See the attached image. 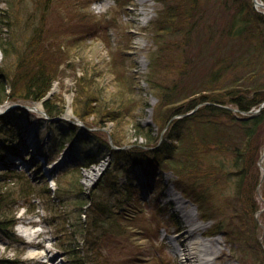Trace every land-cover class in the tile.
I'll return each mask as SVG.
<instances>
[{
	"label": "rangeland",
	"instance_id": "374dc122",
	"mask_svg": "<svg viewBox=\"0 0 264 264\" xmlns=\"http://www.w3.org/2000/svg\"><path fill=\"white\" fill-rule=\"evenodd\" d=\"M11 1L12 6H8V0H0V37L8 42L11 53L6 58L0 49V76L10 84L19 70H38L40 67L56 79L42 101L10 98L0 105L3 122L18 124V133L26 143L22 155L13 154L9 147L5 153L6 163L14 164L24 174L29 190H33L18 200L13 227L15 238L0 235V257L11 259L12 264H74L78 259H82L83 264H178L180 254L161 245L160 240L166 237L171 241L173 236V242L179 245L187 239L185 230L194 228L198 222L205 225L208 235L202 234L203 229L196 235L202 236L201 240H216L219 244L215 246H220L217 256L223 252L216 264H264V204L259 185H255L256 172L253 168L246 169L240 193L229 179L237 171L231 165L233 155L213 153L210 141H206L207 145L200 142L202 152L197 170L192 171L194 181L180 178L171 171L168 163L155 165L148 175L143 171L145 182L137 204L141 206L118 205L120 208L115 212L107 213L115 220L123 219L121 224L116 222L118 230L112 229L114 222L107 223L106 220L101 225L99 221L106 219V215H97L100 218L97 221L89 214L90 205L79 202L75 177L68 171L75 167L68 147L58 154L48 151L50 121L61 119L72 120L77 125V120H81L91 132L109 140L115 149L142 146L151 150L145 138L132 135V123L137 119L144 127H154V135L163 140L170 122L180 114L169 116L170 109L160 106L152 83L158 79L167 83L182 78L187 87L196 81L188 75L179 77L178 70L188 54H196L194 60L198 59L201 42L197 40L194 46L183 47L179 41L182 35L179 19L175 31L165 32L172 26L164 17L166 9L178 5L184 9L186 0H149L145 3L139 0ZM200 1L199 9L192 15L194 21L199 22V29H203L201 22L208 23L215 18L217 23H222L228 18V13H219L218 9L224 12V7L217 5L215 0ZM102 2L106 3L102 5ZM254 6L264 12V8L255 2ZM153 55L157 62L152 68ZM208 68L200 62L195 64L194 71L200 77L197 80L207 79ZM259 79H264V74ZM211 84L202 89L209 95L222 96L223 86L230 83ZM22 85L24 80L19 86ZM94 88L101 91L100 102L94 100ZM46 99L57 109L65 105L62 115L51 118L44 107ZM105 108L115 112L112 116L115 119L105 114ZM93 109H100L101 114ZM168 109V120L159 129L161 122L156 116L161 110L166 112ZM68 110L73 115L70 116ZM84 110L87 124L78 116ZM103 113L109 119H104ZM100 118L104 119L103 124ZM192 133L195 139L197 133ZM112 134L122 141L121 145L115 144L113 138L110 140ZM188 140L185 139L183 145L190 147ZM111 156L81 170V187L85 192H91L97 186ZM259 165L263 171V156ZM92 168H99L100 174L89 181L87 172ZM240 170L245 172V165ZM188 183L200 191L205 187L210 192L211 219H204L193 200L182 193L180 185ZM180 206H185V211L193 210L182 230L179 221L185 218L181 217ZM137 209L145 212L136 217L137 220L128 221L137 215ZM149 216L151 231L146 235L139 227ZM155 229L158 236L151 234ZM36 231L42 233L36 236ZM41 240L43 245L31 244Z\"/></svg>",
	"mask_w": 264,
	"mask_h": 264
},
{
	"label": "trees",
	"instance_id": "16d2710c",
	"mask_svg": "<svg viewBox=\"0 0 264 264\" xmlns=\"http://www.w3.org/2000/svg\"><path fill=\"white\" fill-rule=\"evenodd\" d=\"M48 1V3H53L52 0ZM215 2L224 7V12L218 9L219 13H228L229 16L222 23H217L215 18L208 23L201 22L203 29H199V22L194 21L192 16L193 12L199 9L200 0H186L183 2L186 5L184 9L180 5L169 6L166 9L164 17L170 20L169 24L172 26L168 27L165 32L175 31L174 29L180 24L178 26L176 24V20L179 19L181 21L180 34H182L179 41L182 42L183 47L189 45L192 47L196 43L194 41L197 40L201 43L197 53L198 59L194 60L196 54H188L178 70L179 77L188 75V77L196 78L193 84L189 83L187 88L183 85L187 83L183 82L182 78L181 81L173 79L167 83L158 79L152 83V88L156 89L155 93L159 97L160 106L170 109L169 116L172 113L180 114V117L170 122L163 140L160 141L159 137L154 135V127L150 125L144 127L138 119L132 123V135L145 138L152 147L151 150L147 151L142 146L115 149L109 140L101 139L87 126H79L62 119L50 121L51 135L47 143L48 151L58 154L68 147L69 155L73 158V165H75L68 171L72 173V177H75V185L79 190V202L90 205L89 214H92L97 221L100 220L98 216L106 215V219L99 221L101 225H104L102 221L106 220L107 223L114 222L112 229L118 230L116 222L121 224L123 219L115 220L113 215L110 216L107 213L115 212L119 206L126 205L127 208L133 205L141 206L137 204L140 203V189L145 182L142 178L143 171L145 175H148L155 165L168 163L171 171L180 178L194 181L192 171L197 170L199 153L202 152L199 145L200 142L202 145H207L206 141L212 144L210 151L213 153L221 156L225 153L230 157L233 155L231 165L237 171L234 174L230 173L233 176L229 179L235 183L239 192L241 188L243 189L246 169H254L257 175L255 185H259L264 204V177L259 165L264 153V106L260 112L250 113L264 102V79H259L264 74V12L254 6L253 0H215ZM8 6H12L11 0H8ZM202 30L204 32H201ZM0 49L6 58L10 56L8 42L1 37ZM152 57L153 68L157 60L155 55ZM190 57H192L191 61ZM198 62L209 66L206 73L208 77H203H207L206 80H197L200 77L196 76L194 66ZM189 64L192 65L188 66ZM233 66L235 69H232ZM17 74L10 84L5 83L4 76H0V105L10 98L42 101L50 92L56 79L51 76L50 72L40 67L38 70H19ZM6 77L9 79L7 75ZM23 80L24 85L19 86ZM211 83L230 84L227 87L223 86L224 95L214 94L213 96L202 89V87L212 85ZM94 90V100L98 99L97 102H100L101 91L95 88ZM43 103L46 112L51 117L62 115L64 112L65 105L57 109L48 99ZM199 103L202 105L197 107ZM169 109L166 112L161 110L157 114V120L161 122L159 129L168 120ZM93 110L96 111L95 113L98 112V115L101 114L100 109ZM192 110L194 111L189 113ZM114 113L105 108V114H109L110 118L115 119L112 117ZM116 113L118 114V111ZM84 114H86L85 110L78 116L85 122ZM103 117L108 118L104 116V113ZM3 118L4 115L0 116V235L14 239L13 227L16 222L18 200L23 196L26 197L33 190H29L24 174H21L14 164L10 166L6 163L5 153L9 147L13 149V154L22 155L21 152H25L26 143L22 142V134L18 133L19 125L13 121L3 122ZM104 119L100 118L101 124ZM193 131L197 133L195 139L191 136ZM112 138L115 144L121 145L122 141L115 134H112ZM187 138L191 144L190 147L183 145ZM171 142L175 144L172 145ZM106 156H111L110 164L99 179L97 186L91 192H85L81 187V170L101 163L107 158ZM183 157L186 161H182ZM244 165L245 172L240 170ZM188 184L180 185L182 193L193 200L204 219H211L213 206L209 203L210 192L205 187L200 191L196 186ZM137 210V215L134 218H127L128 221L137 220L136 217L145 212ZM151 220L150 216L143 219L144 225L139 227L141 229L137 227L139 231L148 235L151 231L148 226L151 225ZM240 229L239 227L238 232L241 235ZM151 234L159 235L157 229ZM83 262L82 259H78L74 264H83ZM12 263L11 259L0 257V264Z\"/></svg>",
	"mask_w": 264,
	"mask_h": 264
},
{
	"label": "bare ground",
	"instance_id": "6f19581e",
	"mask_svg": "<svg viewBox=\"0 0 264 264\" xmlns=\"http://www.w3.org/2000/svg\"><path fill=\"white\" fill-rule=\"evenodd\" d=\"M141 3H145L149 0H139ZM106 2H102V5H104ZM40 111L44 112L43 109L40 108ZM68 114L71 116L72 111L68 110ZM97 174H99V168H92L87 172V175L89 176V181H92L95 179V177L97 176ZM184 209L185 206H180L179 210L181 211V217H184L185 220H183V218H181V220L179 221L180 224V230L186 228V219L189 218V216H191L193 214V210H187L185 211ZM205 225L202 223H196V226L194 228L191 229H187L185 230L184 233H186L187 235V239H185L186 241L184 242V240H182L179 245L177 243H175V241L173 242V236L172 240H168L166 237H163V239L160 240V244L165 246V247H170L172 248V250L177 253L180 254V261L178 264H216V260L217 258L220 257V255L223 254V252H221V254L219 256H217L216 254L220 251V246L215 244H219L218 242H216V240H209L207 238L201 240L202 236L196 235V232L199 230H202V234L203 235H208L207 231L204 230ZM42 233V231H36V236L40 235ZM175 236L178 237V234H175ZM34 246H40L44 244V241H32L31 243Z\"/></svg>",
	"mask_w": 264,
	"mask_h": 264
},
{
	"label": "water",
	"instance_id": "95a60500",
	"mask_svg": "<svg viewBox=\"0 0 264 264\" xmlns=\"http://www.w3.org/2000/svg\"><path fill=\"white\" fill-rule=\"evenodd\" d=\"M254 2L258 5V6H261L262 8H264V2L263 1H260V0H254ZM264 106V102L256 109V110H252L250 111V113H257L259 112L262 107ZM234 110H237L236 108H233ZM194 111V110H193ZM55 119V118H53ZM83 124V123H82ZM110 140H112V138H110ZM263 157H264V154H263ZM263 168V167H262ZM263 173H264V168H263Z\"/></svg>",
	"mask_w": 264,
	"mask_h": 264
}]
</instances>
